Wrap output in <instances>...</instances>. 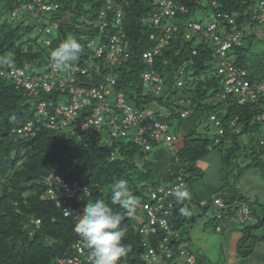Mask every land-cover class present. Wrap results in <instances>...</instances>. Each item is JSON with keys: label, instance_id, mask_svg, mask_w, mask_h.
Here are the masks:
<instances>
[{"label": "trees", "instance_id": "obj_1", "mask_svg": "<svg viewBox=\"0 0 264 264\" xmlns=\"http://www.w3.org/2000/svg\"><path fill=\"white\" fill-rule=\"evenodd\" d=\"M171 1L176 7H182L184 12L177 11L172 19L164 20H170L171 25L176 23L178 29L155 60L154 69L162 78L160 91L156 94L153 88L143 87L142 82L146 69L142 53L156 42L149 38L155 31L152 24L142 21L158 11L152 0L118 1L124 14L120 29L114 25L115 6L107 8L105 0H43L42 5L54 7L47 11L30 0H0V71L13 68L23 69L28 76L53 74L58 78L66 77L68 70L54 73L50 66V53L61 41L72 36L82 46V52L72 67L77 64L101 65L102 61L96 59L88 43L92 41L94 45L96 37L101 43H106L110 35L120 30L124 35L120 45L129 55L128 59L101 72H91L89 78L78 76L76 79L86 84H97L112 71L116 80L114 91H122L139 112H151L150 124L166 125L169 132L165 135L171 139V144L166 145L163 138H152L151 127L138 141L136 134L139 127L130 128L125 137L110 139L101 136L108 128L106 125L101 132L92 129L81 132L75 124H71L75 132L49 129L43 118L37 115L38 102L62 101L61 95L55 90L45 93L41 88L34 95H29L13 80L0 76V264H67L60 261L76 255L73 245L82 240L74 231V216L64 217L62 209L46 197V178L51 173L63 176L68 182L76 181L90 187L88 196L77 195L67 199V203L78 208L79 212L87 202L102 199L113 211L122 215L121 227L125 229L123 243L130 245L131 250L119 264H145L142 258L147 248L157 249L163 241L161 231L152 236L140 234L141 227L149 226L143 205L160 203L162 210L172 205L168 222L171 229L181 235L180 231L184 233L185 227L202 216H195L194 209L206 214L212 197L222 198L225 206L216 209L213 220L217 223L215 226L222 228L221 233V220L235 219L240 225L238 212L247 209L250 221L241 224L242 238L237 250L241 256L251 253V245L255 243L251 239H259L253 230L264 225V219H258L254 224L256 215L253 208L248 207V200L237 196L234 184L233 190L225 194L223 190L227 181L221 177L240 169L238 158L244 154L249 164L242 169L264 165V123L258 120V106L241 105L237 96L232 94L219 98L225 92L224 76L218 75L217 68L212 66L216 59L212 56L215 48L209 39H205L202 32L192 35L189 40L184 39L187 24L194 22L191 19L195 13L207 9L203 7L202 0ZM258 1L210 0L208 5L217 25L221 24L227 32L231 31L225 19L216 18L217 14H226L233 18L242 33L241 45L231 47L224 60L228 61V53L232 51L229 55H233L235 61L228 62L243 70L251 84L264 83V74L255 76L259 71V55H253V60L249 55L255 36L251 27L257 24L251 22V17L256 13ZM21 13L24 16H19ZM81 16L87 18V23L77 21ZM94 21H99L98 27L92 25ZM104 24L103 34H100ZM245 27H249L248 31ZM217 31L222 36V32ZM51 33H55L54 37ZM156 34L158 36V32ZM181 69L182 74L179 72ZM178 80L181 86H177ZM151 106H158L167 116L161 118L159 111L151 110ZM184 112L188 113L182 117ZM211 116L215 121L210 120ZM189 118H194L199 124L209 121L216 130L215 138H209L206 133L198 134L196 126L180 135L173 132L171 125L174 120L181 125ZM233 120L235 125L231 126ZM215 122H218L217 125ZM27 123H32V131L17 134L16 131ZM134 131L135 134L132 133ZM248 136L246 147L240 140ZM153 143L169 147V151L173 146L174 154L169 156L161 149L153 151ZM146 145L149 149H145ZM212 151H216L220 158L221 167L217 176L226 183L223 189L219 187L206 200L204 206H200L197 195L192 193V186L205 174L198 163ZM238 177L235 175V179ZM121 178L128 181L130 190L139 200L132 216L111 203V190ZM178 179L183 183L182 188L189 190L190 199L180 202L174 199L171 193L178 185ZM152 194H156L160 201L152 200ZM182 207L189 214H181ZM217 214L221 216L219 219ZM136 216L142 217L139 225L135 223ZM250 242L251 245H248ZM178 246L173 238L169 240L172 258L177 255ZM85 251L90 252L88 248ZM165 264L175 262L172 259Z\"/></svg>", "mask_w": 264, "mask_h": 264}, {"label": "built area", "instance_id": "obj_2", "mask_svg": "<svg viewBox=\"0 0 264 264\" xmlns=\"http://www.w3.org/2000/svg\"><path fill=\"white\" fill-rule=\"evenodd\" d=\"M27 1V0H26ZM37 6L42 5L43 0H30ZM122 0H105L107 8L115 6L116 15L114 18V25L120 29L124 14L121 9ZM152 4L158 11L152 13L150 16L143 18L142 21H149L152 24L154 32L149 35L150 40H155V44L148 50L142 53V61L146 67L142 74L143 87L153 88L157 94L160 91L162 78L160 74L154 69L155 60L161 55V49L169 43V40L173 34L177 31L178 25L176 23L172 25L165 24V19H172L177 11L184 12L182 7H176L171 0H152ZM42 10L54 9L51 6H41ZM15 13H13L14 15ZM101 16L104 17L102 13ZM217 19H225L231 31L227 32L223 25H217L216 21L211 22L202 31V27L197 23L187 24V33L184 35L185 39H190L193 34L202 32L205 39H209L215 48L213 56L220 60L217 67L218 75L224 76L225 92L220 95L219 98H224L225 95H235L238 98V103L254 104L258 106L260 111L258 114V120L264 123V83L251 84L245 78V72L228 61L224 60L226 52L233 46L241 45V32L236 28L232 17L226 14H217ZM252 20L258 22L259 25L264 24V0H259L257 4L256 13L252 16ZM105 24L100 28V34H103ZM217 30L222 32V36L217 34ZM158 32V36L157 33ZM124 35L120 32L109 36L108 42L101 43L93 50L96 59L102 61V64L93 63L91 66L76 65L68 70L66 77L58 78L53 74H44L41 76H28L23 69H9L5 72L0 71V76L6 79L13 80L17 86H21L28 91L29 95H34L37 89L41 88L45 93H49L55 90L58 95L65 96L67 101L62 103L61 100L55 99L54 101L45 102L40 101L37 105V115L39 118H43L44 124L49 129H54L59 132H75L71 124H75L81 132H87L92 129L97 132H101L103 126H107L106 138L125 137L128 130L132 127H139L136 134V140H140L141 135L147 131L148 127L152 128L151 136L154 139L163 138L166 145L171 144V139L166 136L168 128L163 124H150L152 119L151 112H139L128 101L125 94L122 91L115 92L114 86L116 84L115 77L112 71L109 74L102 77V80L97 83L86 84L81 80H77L79 77H90L91 72H101L103 69H109L122 61H126L129 57L127 53L121 48V39ZM93 42L88 43V47H92ZM193 54H195L193 52ZM53 72H57L50 65ZM90 67V68H89ZM181 69L179 72L182 74ZM177 86H181V81H177ZM114 93L113 106L109 101V97ZM188 112H184L182 117ZM43 116V117H42ZM38 118V120H39ZM211 121H215L214 116L210 117ZM236 120V119H235ZM235 120L231 122V126L235 125ZM216 125L218 122H215ZM32 131V123L25 124L22 128L16 131L17 134L30 133ZM219 134H222L219 131ZM145 149H149V145L145 146ZM177 186L182 187L183 183L180 182ZM47 190L46 197L55 202L58 208L62 209L63 216L75 215L79 213V209L73 207L67 203V199L74 198L77 195L88 196L90 193V187L80 185L76 181L68 182L63 176L55 173H51L46 178ZM173 188V189H174ZM161 193V190H158ZM168 192L167 194H169ZM152 200L160 201L156 194H152ZM213 206L216 209H222L224 203L222 198L213 197ZM201 205H205L204 202ZM171 207L169 204L167 209L162 210V205L157 203L155 206L143 205V210L146 211L149 221L148 227H141L139 232L145 236L156 235L161 231L164 238L159 243L158 248H147L143 255V262L145 264H165L166 261H171L173 258L172 251H169V240L174 239V242L178 243V250L176 257L180 259V263L175 264H211V263H199L196 254L191 248L190 244L184 240H181L178 233L174 232L168 222V218L171 215ZM159 214V215H157ZM221 216L217 214L219 219ZM238 220L241 224H246L250 221L247 209H240L238 212ZM216 232L220 231V227H216ZM73 249L76 251V255L60 261V263L66 262L67 264H89V253L85 251L87 249L85 243H77L73 245ZM129 264V263H126Z\"/></svg>", "mask_w": 264, "mask_h": 264}, {"label": "rangeland", "instance_id": "obj_3", "mask_svg": "<svg viewBox=\"0 0 264 264\" xmlns=\"http://www.w3.org/2000/svg\"><path fill=\"white\" fill-rule=\"evenodd\" d=\"M209 3H210V0H202L203 7H206L207 9L197 11L195 13L194 18L191 19V21L199 23L203 28H205L211 22L215 21V15L213 11H211L208 8ZM19 16L22 17L24 16V14L22 15L21 13ZM77 21L80 23L81 22L84 23L85 21V23H87L86 22L87 18L84 16H81L77 18ZM165 23H167V25H171L170 20H167ZM92 25H94V27H98L99 21H94ZM251 30L253 31V33H255V36L252 40V46H251L252 48H251V52L249 55H251L252 60H253V55H259L257 58V61L260 62V64L257 65V67L259 66V71L255 75L257 78L258 75L264 74V24L262 25L254 24L252 25ZM54 35L55 33H51L52 37H54ZM99 44H101V41L97 37L94 38V45L92 46L91 50L97 47ZM231 52L232 51H230L229 53L231 54ZM229 53L227 57L228 61L234 62L235 57L233 55L232 56L229 55ZM219 63H220L219 59H214L212 62L213 68L216 69ZM254 82H256V80ZM114 93L115 92H112V95L109 97V101L112 106L114 103ZM60 99H62V103H65L67 101L66 97L62 95ZM150 109L153 111L158 110L161 118L167 116V113H165L164 110H159L158 106H151ZM195 126H196L195 128L196 132L198 134L206 133L209 136V138L211 139L215 138L216 130L213 128L212 124L209 123V121H203L201 124H199L198 121L195 120L194 118H189L188 120L183 121L181 125H179L178 121L174 120L171 125V128L173 132L179 133L180 135V134L186 133L187 131H189V129H193ZM132 133L135 134L136 131ZM101 136L105 138L106 132H102ZM248 141H249V136L247 138L242 137L240 140V143H242L243 145L247 147ZM159 149L164 150V152H166V154H169V156H171V153L174 154L173 151L175 150L173 146L171 147L172 151H169L170 150L169 147L162 146L159 143H153V151H157ZM209 159H211L217 165L214 166L213 164H211ZM238 162L240 164L239 166L240 169H237L234 173L231 172L230 174H226V177H225V174L222 175L221 177L222 180L223 178H226L225 181H227V183L223 182L217 176V173L221 167L219 154L216 151H212L205 158V160H202L198 163V166L201 168V170H204L205 174L203 178H201L198 182L194 183V185L192 186V193H195L198 186H202L204 184L207 187H215V185H217L216 184L217 181L219 180L218 186L220 188H222L223 184L226 183L225 184L226 186L223 192L225 191V194H228V192H230V189L233 190V184H234L235 189L238 191L237 196L239 195L240 197H245V200H248L247 201L249 204L248 207L250 206L251 208H253L255 215H256V218L254 219V222H253L255 224L258 222V219H264V165L256 164L255 166H249L248 168L242 169L243 166L249 164V159L245 156V154L241 156L240 158H238ZM235 175H238L239 177L235 179ZM198 213H201L200 215L202 216L197 218V221L199 222L204 221L205 223L209 224L208 226L204 228V231L206 235L210 237L209 240H210V245L212 247L213 245H216L214 241H216L220 237L218 234L214 233V227L217 224L213 222L216 209L214 208L213 205H210L209 209L207 210L206 216L205 215L203 216L201 211H198ZM141 220H142L141 216L135 217V223L137 225L141 223ZM231 223L238 226L240 229L243 228V226L241 224L239 225V222L235 219H232ZM219 224H221L223 228H227L226 221L221 220ZM192 225L187 226V228L185 227L184 233L180 231L182 238L187 239L191 243H193V241L191 240V238H189V233H190L189 231ZM253 232L256 235V237H258L259 239L255 240V237H254L251 240L254 242H259V240L262 239V237L264 236V225H261L259 228L254 229ZM249 245H251V242L249 243ZM251 246H254V243ZM257 247H259L261 254H263L264 256V248L260 247V245ZM220 257H221L220 263H222L223 262V251ZM173 261L177 263L181 262L180 259H178L176 256H174ZM251 262L253 263V260ZM248 263L250 262L248 261Z\"/></svg>", "mask_w": 264, "mask_h": 264}, {"label": "clouds", "instance_id": "obj_4", "mask_svg": "<svg viewBox=\"0 0 264 264\" xmlns=\"http://www.w3.org/2000/svg\"><path fill=\"white\" fill-rule=\"evenodd\" d=\"M251 22L259 25L258 22L252 20V17ZM247 25H249V23H247ZM245 28L248 31L249 27ZM203 29L202 27V31ZM187 32L188 31H186L185 34ZM81 52V44L75 37L69 36L51 51L50 62L55 70L67 71L70 70L73 63L78 60ZM8 63L14 67L11 61ZM171 194L177 202L190 199L189 190L179 186L174 188ZM212 198L211 205L213 204ZM202 202L205 204L207 203V201ZM202 202H200V206H202ZM111 203L112 205H118L121 209L126 210L129 216L135 214L139 206V200L130 190L126 179L121 178L115 182L111 190ZM180 213L187 215L189 211L182 207L180 208ZM74 220V231L90 250L88 257L89 264H119L121 259L131 250L130 245L123 243L125 229L121 227L122 215L119 212L113 211L112 207L104 200L96 199L87 202L79 213H75ZM217 226H215L214 232H216L215 229ZM221 231L222 228L220 227V231L216 233H221ZM179 236L181 240L189 243L187 239L182 238V235Z\"/></svg>", "mask_w": 264, "mask_h": 264}, {"label": "crops", "instance_id": "obj_5", "mask_svg": "<svg viewBox=\"0 0 264 264\" xmlns=\"http://www.w3.org/2000/svg\"><path fill=\"white\" fill-rule=\"evenodd\" d=\"M209 161L214 166L217 165L211 159H209ZM218 182L219 180L217 181V185H215V187H207L205 184L202 185L203 187L198 186L197 190L195 191L198 200L200 202L206 201L210 196H213L212 194L219 188ZM194 212L195 216L201 214L198 213L197 209H194ZM202 214L206 216L207 213ZM231 221L232 220L226 222L227 228H223L222 233L214 232L220 237L216 241H214L216 245H213L212 247L210 245V237L207 236L204 231V228L209 224L205 223L204 221L199 222L197 220L193 223L189 231V238H191L193 243H189L193 251L196 253L198 262L211 264H264V256L263 254H261L259 247H257L260 245V247L264 248V239L259 240V242H255L251 253H249L247 256H241L238 253L237 248L242 238V231L238 226L231 223ZM222 251L223 262L220 263V256L222 254ZM252 260L253 263L251 262ZM248 261L250 263H248Z\"/></svg>", "mask_w": 264, "mask_h": 264}]
</instances>
